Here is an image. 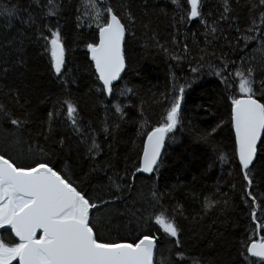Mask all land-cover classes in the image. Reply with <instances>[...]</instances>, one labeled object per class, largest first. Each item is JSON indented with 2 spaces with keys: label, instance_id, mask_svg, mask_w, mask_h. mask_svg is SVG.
I'll use <instances>...</instances> for the list:
<instances>
[{
  "label": "snow or ice",
  "instance_id": "1",
  "mask_svg": "<svg viewBox=\"0 0 264 264\" xmlns=\"http://www.w3.org/2000/svg\"><path fill=\"white\" fill-rule=\"evenodd\" d=\"M170 3L175 6L172 14L166 7L144 0L138 17L111 0H81L74 12L75 28L87 30L83 43L95 78L94 91L109 99L114 82L122 79L130 63L138 19L148 41L146 50L154 47L164 54L169 48L161 43L152 26L154 15L170 18L172 45L179 46L181 29L193 22L204 29V47L197 45L198 55L189 60L193 80L178 88L174 84L160 121L143 133L146 140L131 166L134 171L130 183L122 188L109 176L116 190L108 199L95 196L91 188L93 174L104 170L97 160L102 149L91 125L83 126L79 105L71 98L70 89L76 79L68 68V49L60 22L65 6L61 0H9L0 6V20L13 30L7 43H0V232L13 237H0V264H156L162 237L171 238L181 247L180 225L162 205L147 218L138 211L126 212L139 219L137 227L125 236H113L111 230L105 235L108 225L95 213L123 200V192L131 191L138 174L151 176L159 170L166 139L182 120L186 87H192L195 76L205 67L224 86L228 123L234 133L232 160L241 177V202L251 221V235L244 232L236 242L237 258L232 264H264V215H258V211L264 213V197L256 192L264 185V54L257 59L247 51L256 42L257 50L264 53V0H222L219 19L204 12L205 0ZM192 36L195 40L196 33ZM182 51L185 58L191 55L187 42ZM131 93L133 89L127 88L121 95ZM33 98L39 104L51 105L43 118L36 116L38 104ZM113 108L111 131L106 121L103 132L115 138L120 122L126 118V108L119 104ZM34 124L37 126L33 129ZM145 125L146 120L140 127ZM58 128L66 129L65 134L58 135ZM30 129L36 133L35 139ZM74 147L80 158L86 156L92 162L87 172L83 168L77 171L67 162ZM220 160L226 157L221 155ZM108 166L112 167L111 161ZM129 171L125 168V177ZM114 175L117 180H125L118 173ZM152 195L159 200L156 191ZM227 205V200L205 197L203 208L205 214L211 210L224 212ZM192 264L214 262L193 259Z\"/></svg>",
  "mask_w": 264,
  "mask_h": 264
},
{
  "label": "trees",
  "instance_id": "2",
  "mask_svg": "<svg viewBox=\"0 0 264 264\" xmlns=\"http://www.w3.org/2000/svg\"><path fill=\"white\" fill-rule=\"evenodd\" d=\"M7 2L9 0H0V6ZM80 2L81 0H61L65 11L60 22L68 49V68L76 79V84L70 89L71 98L79 105L83 126L88 128L91 125V130H95L97 142L102 149L97 160L104 170L93 174L91 188L95 196L108 199L116 190L114 185L110 184L109 176L120 183L122 188H126L130 183L131 171H134L131 166L137 159V153H142L145 142L146 136L143 133L160 121L171 101L174 84L178 88L185 85L186 81L193 80L194 74L190 72L189 60L198 55L197 45L204 47L202 35L204 29L193 22L189 27L181 29L179 46L172 45L170 33L174 30L169 27L170 18L154 15L152 26L158 32L161 43H167L169 48L168 54H164L154 47H148L146 50L148 41L143 35L144 29L138 19L136 39L131 43L130 63L126 72L122 74V79L114 85L113 96L109 99L94 91L96 85L92 82L95 78L91 74L90 60L83 43L87 30L75 28L74 12ZM111 2L117 6L123 5L125 10H131L139 17L144 0ZM150 2L159 7H166L170 14L175 8L170 0ZM184 3L185 0H181V4ZM221 4L222 0H205L204 12L212 13L219 19ZM211 23L210 16L209 24ZM221 27L227 28V25L221 24ZM12 32L6 22L0 20V43H7ZM192 33H196L195 40ZM227 34L225 32V35ZM184 42H187L191 49V55L187 58L182 51ZM219 43L223 45L224 41L221 40ZM258 47L256 42H252L247 49L257 59L264 54L257 50ZM222 50L228 51L227 48ZM172 56L181 59L174 60L171 59ZM2 84L3 81H0V85ZM127 88L133 89V93L121 95ZM225 95L223 84L208 67L195 76L192 87H186L181 123L174 133L169 134L170 138L166 139L165 148L162 149L163 163L159 170L151 176L138 174L131 191L123 192V200L101 208L95 213L108 225L104 229L105 235L111 230L113 236H125L137 227L139 216L126 214L129 210L143 213L147 218L154 210L158 212L162 205L167 209L168 215L174 217L180 225L182 246L177 247L171 238L162 237L155 257L156 264H192L193 259L213 261L214 264H232L237 258L236 242L243 238L244 232L251 235L249 228L251 221L248 211L241 202L243 196L241 177L232 160L234 134L228 123L230 117ZM33 100L34 104H38L36 116L43 118L51 105L39 104L35 98ZM116 104L126 108V118L120 122L118 135L112 138L103 132V128L107 121L111 131L115 117L113 105ZM145 120L147 125L141 128L140 125ZM217 125L221 127L218 128ZM36 126L37 124H34L33 129ZM214 128L216 131L212 132ZM57 131L58 135H64L66 129L58 128ZM208 133L211 135L208 136ZM32 135L35 139V131H32ZM201 136H206L207 140L200 139ZM2 142L0 137V143ZM70 143L75 146L74 140ZM109 144L112 145L111 148ZM221 155L226 157L223 162L220 160ZM108 161H111V168ZM67 162L77 171L83 168L85 172L92 163L86 156L80 158L75 147ZM125 168L130 170L128 177H125ZM114 173L125 177V180H117ZM153 191H156L159 200L153 197ZM256 192L259 197H264V185L257 187ZM205 197L227 200L226 211L211 210L205 214L203 208ZM258 215L264 213L258 211ZM151 230L156 232L155 227ZM0 237L13 239L7 232H0Z\"/></svg>",
  "mask_w": 264,
  "mask_h": 264
},
{
  "label": "water",
  "instance_id": "3",
  "mask_svg": "<svg viewBox=\"0 0 264 264\" xmlns=\"http://www.w3.org/2000/svg\"><path fill=\"white\" fill-rule=\"evenodd\" d=\"M123 74V73H122ZM116 83H118V81L117 82H114V85L116 84ZM234 134V133H233ZM146 140V139H145ZM144 175H148V174H144ZM255 259V258H254Z\"/></svg>",
  "mask_w": 264,
  "mask_h": 264
}]
</instances>
